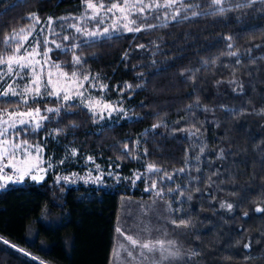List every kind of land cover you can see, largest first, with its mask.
<instances>
[{
	"label": "trees",
	"instance_id": "obj_1",
	"mask_svg": "<svg viewBox=\"0 0 264 264\" xmlns=\"http://www.w3.org/2000/svg\"><path fill=\"white\" fill-rule=\"evenodd\" d=\"M243 3L183 0L147 12L146 23L156 27L78 37L64 46L67 51L53 53L69 75H87L85 82L99 90L107 85L101 91L124 116L97 125L79 103L31 101L23 107H39L48 119L23 137L57 158L70 143L112 175L99 184L57 183L48 172L39 182L3 184L0 264H111L115 228L133 229L135 217L119 221L120 208H140V200L166 211L179 255L163 264H264V212L255 211L264 209V0L236 7ZM84 6L83 0H0V54L5 36L33 23L29 14L39 16V32L46 18H74ZM21 106L0 97V110ZM57 107L59 113L44 111ZM149 165L161 171L149 172ZM153 181L164 189L163 198L145 191Z\"/></svg>",
	"mask_w": 264,
	"mask_h": 264
},
{
	"label": "snow or ice",
	"instance_id": "obj_2",
	"mask_svg": "<svg viewBox=\"0 0 264 264\" xmlns=\"http://www.w3.org/2000/svg\"><path fill=\"white\" fill-rule=\"evenodd\" d=\"M255 0H245V3L238 4L236 7H248L251 5V3H254ZM83 3L86 5V9H91V15L83 17L85 20H95L96 21V29L89 31L87 27H81L79 24H69L68 27L73 28L76 33H79L80 35L86 37V38H92L93 40L97 37H108L109 34V28H104L101 32L99 30V26L104 23V17H106L109 13H112L113 16H116V13L119 12L120 15L116 16L114 20V25L120 24L121 21H123L122 27L127 32H141L145 31L147 29H151L153 27H156L157 25L146 23L147 16L145 13L154 11L159 8H170L173 5L180 3L183 5V0H165L163 4L159 3V0H151L150 3H146L145 0H114V2H111L108 6H106L103 3V0H101L100 3L96 4L93 3L92 0H83ZM223 3V0H212V4L214 5H220ZM188 7H191V5H188ZM226 10L231 9H223L221 8L220 11L224 12ZM177 15L179 14V10H177ZM193 15H198V13L193 12ZM187 18V17H185ZM29 19L33 22L27 29L21 28L18 31L13 30V32L10 35H7L4 37V43L8 45V47L11 49L10 54L4 56L0 55V81H4L5 77H20L21 71L23 69H29L31 79L28 81V83L24 86L23 90L21 92H18L16 90V87H14L15 79L11 83L7 84V87L3 88L2 91H0V96L7 97L9 95L11 96H22L23 102L25 104L28 103L29 97L33 100H36L38 98H43L45 95L47 96H55L57 98H61V92L63 91L62 99L67 102L68 100L72 99V95L69 94L67 90L59 89L53 81V73L51 71H48L47 73V80L43 79L45 67L49 68H55L59 72V75L64 76L65 78H69V74L66 72H63L61 69V66L59 63H56L52 61L51 56L49 55L53 49L51 47H48L49 43L54 44L57 49H60L61 51H67L68 49H65L61 44H57L56 41L50 40L49 37L45 36L43 39H40L41 33L43 32V29H41L39 32L36 31V25L41 23V20L39 16L36 13L29 14ZM60 20H68L69 17H60L58 18ZM74 19H82V18H74ZM175 19V16L173 17ZM137 20H140L141 22L138 24ZM48 25L49 33L52 36L58 35V33L55 32V30L52 28V25L55 23L53 21L52 17H48L46 21ZM118 29L113 28V31H116ZM32 38L31 40V50L29 51V48H26L25 45L29 44V38ZM69 39H74V37L70 36H63L64 41H68ZM231 39V37H229ZM44 46L43 52L40 51V46ZM79 47V44H73L72 48ZM140 47H144V45H141ZM229 48L232 47L231 44L228 45ZM21 49L24 50L23 54H21ZM232 55H235V53H232ZM125 56H127V53H125ZM39 57V59H37ZM73 62L75 64L81 63V57L77 55H73ZM6 68V71L4 70ZM37 68H39V72H37ZM77 73L73 71L71 73V78H76ZM84 81L89 80V76L85 75L83 77ZM217 83H221L218 81ZM230 84H236V81H229ZM95 85H92L94 87ZM18 87V85H17ZM79 87H83V83H79ZM127 87L131 88V85H127ZM242 85H240V88L242 89ZM43 88V91H42ZM101 90L107 88V85H100ZM236 89L234 88L233 91ZM76 96L83 97V92L77 91L75 93ZM83 103V101H81ZM86 107L89 108V110H92V105L85 104ZM106 108L111 109V111L108 112L109 117L111 116L112 111H121L123 112V109H115L112 108L110 105H106ZM208 110L207 108L205 109ZM44 111L46 112H54L59 113L60 108H46ZM95 115V112H93ZM260 114H264V109H261ZM7 117V118H5ZM27 117V119H25ZM38 118V119H37ZM103 118V116H101ZM48 117L41 115V109L39 107L37 108H29V110L25 112H0V173H4L5 168H10L14 174H17V181L19 182V179L23 177V175H29L33 180H36L39 182V180L43 179V176H40L39 178L33 174L34 171H44L46 172L47 169H40L39 168V153L42 151V149L37 145H29L28 142L22 141V142H16L19 133L16 132L15 136L13 138H9V130L10 129H16L18 126H24L29 123H34L33 131L39 130L42 127L41 121L47 120ZM160 125H153V129L159 127ZM180 131H185V129H180ZM196 131H199V129H196ZM195 133H193L194 135ZM27 145L26 148L23 146ZM30 148H35L36 156L35 159L37 161L36 164H31L28 167H23V165L28 164L29 157H31V153L28 151ZM23 149V156L22 159L19 162H16V150ZM125 151H127V145H125ZM203 147L200 149V152H203ZM146 154V153H145ZM72 155H76V151H72ZM221 156H223V150H221ZM5 157L8 159V163H4ZM199 159V157H196ZM91 159V157H89ZM64 161L61 160V163ZM49 167H51V164H49ZM99 166L97 165V168ZM149 172H160L161 169L156 168L154 165L148 166ZM179 172H183L184 169H179ZM108 175H112L111 172L108 173ZM174 175V174H173ZM173 175L165 174L166 178L168 180L173 179ZM141 175H136L135 179L139 180L141 179ZM65 181H67V177L63 178ZM101 179L100 176H96L94 178L95 181H99ZM0 180L2 181H11L12 176L4 174L0 175ZM57 183H59V178L57 179ZM134 183V181H133ZM3 184H0V187H3ZM145 191H155V194L157 197L163 198L164 196V189L162 187H158L157 183L153 181L151 183V186L149 188H146ZM171 191V190H170ZM181 195L183 193H180ZM188 199H191V196L188 197ZM222 208L227 207L228 209H231L233 207L232 204H224L222 203L220 205ZM170 208V205H169ZM256 212H264V209L257 207L255 209ZM247 216V213L244 214ZM175 223V221H172ZM180 225H183L187 227L186 221H180ZM179 226V225H178ZM141 232H151V229L145 226L143 229L140 230ZM115 232L117 233V236L122 238L114 247L113 249V260L111 264H122V261L120 260V253L123 251L126 253L127 257H130L132 259H135L134 256V250L138 249V255L142 258L141 264H143V261H150L151 264H163L164 261L169 260L170 258H176L178 257L179 253L178 250L176 252L169 251V248H173L176 246V241L174 240H160V239H147L146 237H142L140 232H137L135 237L132 234H128V230L124 227H117L115 228ZM2 239V238H0ZM126 242V243H125ZM3 243L8 244L9 242L7 240H3ZM167 245V247H166ZM14 247V246H13ZM249 245L245 244V248H248ZM193 255H196V253H193Z\"/></svg>",
	"mask_w": 264,
	"mask_h": 264
},
{
	"label": "rangeland",
	"instance_id": "obj_3",
	"mask_svg": "<svg viewBox=\"0 0 264 264\" xmlns=\"http://www.w3.org/2000/svg\"><path fill=\"white\" fill-rule=\"evenodd\" d=\"M92 2L98 4L101 1L99 0V1L95 2V0H92ZM145 2L150 3L151 0H145ZM164 2H165V0H159V3H161V4H163ZM103 3L106 6L109 5V4H106L105 2H103ZM174 6H176V4L173 5L172 7H174ZM159 9H169V8H159ZM91 12H92V10L86 9V5H85L83 8V11H80L74 17V18H82V19L77 20V19H74L73 17H69L68 20H60V19L52 18L53 21H55V23L52 25V28L55 30L56 33H58V35H55V36H52L49 33L48 25L46 23V21H47V18H46L45 23L40 28V30L43 29V32L41 33V36L39 38L43 39V37L47 36V37H49L50 40L54 39L57 44H61L63 47L66 46V44L70 41L71 42L76 41L78 37H80L81 39L86 38V37L80 35L79 33H76L75 30L73 28L68 27V25L69 24H79L81 27L86 26L89 31L96 29V21L95 20L83 19V17L90 16ZM119 15H120V13L117 12L116 16H119ZM145 15H146V13H145ZM116 16H113L112 13H109L106 17H104V23L99 26V30L102 32L104 28H109V34L108 35L115 33V32H118L120 30H124L122 27L123 21H121L120 24H118V25H114L113 22H114ZM137 23H139V20H137ZM28 27H22V28L27 29ZM113 28H116L118 30L113 31ZM19 29H21V28H19ZM19 29H16V30L18 31ZM10 34H8V35H10ZM65 35L70 36V37H74V39H69L68 41H64L63 36H65ZM97 38H99V37H97ZM31 39L32 38L30 37L29 40H31ZM86 39H92V38H86ZM30 44H31V42L29 44L25 45L26 48H29V51L31 50ZM48 47H51L53 49V51L49 55L51 56L52 61H54L53 60V53L55 54L56 51L60 50V49H57L55 47V45L51 44V43H49ZM43 50H44V46L41 45L40 51L43 52ZM10 52H11V49L8 47V45L5 44L4 51L0 55L6 56V55L10 54ZM23 52H24V50L21 49V54H23ZM37 59H39V57H37ZM0 67H4V66H0ZM4 70L6 71V68ZM48 71H51L54 74L53 75L54 84L59 89L67 90L69 92V94L72 95L73 98L68 100V101L79 103L80 105L85 107L94 116L97 125H101L104 123H110L112 121H117L118 119H120L121 117L124 116L123 112L117 110V111H112L111 116L109 117L108 112L111 111V109L106 108L105 107L106 105H110L112 108H115V109H121L122 107L119 106L115 101L107 99L104 96L103 92L101 90H99L98 87H96V86L92 87V84H90L89 82H85L84 80L79 79L77 77L73 79V78H71V75H69V78H65L64 76L59 75V72L57 71V69L49 68L47 66L45 67V72H44V77H43L45 82L47 80ZM37 72H39V68H37ZM21 76L23 77V79H21L20 77H14V78L13 77H7L8 79L1 85L0 91H2L3 88L7 87V84L11 83L13 81V79H15L14 87H16V90L18 92H21L23 90L24 86L31 79L30 70L29 69H23L21 71ZM81 82L83 83L82 88L79 87V83H81ZM17 85H18V87H17ZM42 91H43V88H42ZM77 91L83 92V97L76 96L75 93ZM63 94L64 93L62 91L61 92V98H57L55 96L45 95L43 98H38L36 100H44V99L53 98V99H56L60 102H65L62 99ZM0 97H2L3 99H6V98L7 99H16L17 101H19L22 104L21 108H18V109L12 110V111H7V110L3 109V110H0V112H17V111L18 112H25V111L29 110V108H32V107H23V106L28 105V103H30L31 101H36V100H33L32 98L29 97L28 103L25 104L23 102L22 96H11V95H9L7 97H4V96H0ZM81 101H83V103ZM89 103L92 105L91 111L89 110L88 107L85 106V104H89ZM93 112H95V115L93 114ZM101 116H103V118H101ZM5 118H7V117H5ZM25 119H27V117H25ZM33 128H34V123H29V124L24 125V126H18L16 129H10L9 130V138L10 139L13 138L15 136V133L18 132L19 136H18L16 142H22V141L26 140L29 145H33V146L38 145L42 149V151L39 153V157H40L39 168L40 169H47V171L46 172L34 171L33 174L36 175L38 178L40 176L44 177L45 174L48 172H53L56 179L59 178V180L65 181L63 178L67 177L68 179H67V181H65L66 183H75L76 181H81V182H85V183L99 184L103 181L104 175L111 172V170L104 171L100 166L97 168V165L94 166L90 162L91 159H89V157H91V154L89 152L79 150L74 145H72L70 143H66V142L63 143V148H62L61 155L59 158L55 157V155L52 153L51 150L49 151V154L46 156L44 148L40 143L34 142V141H29L25 137H23V133H25L27 130L33 131ZM49 135H51L52 137H55L56 134L54 131H52V133H49ZM55 140H56V138H55ZM58 141L59 140H56V144L59 143ZM23 147L26 148L27 145H24ZM73 150L76 151L75 156L72 155ZM28 151L32 155H31V157H29L28 164L23 165V167H28L31 164L37 163V161L35 159V156H36L35 148H30V149H28ZM22 156H23V149L16 150V162H19L22 159ZM61 160H63L64 162L61 163ZM3 162L4 163L9 162L7 157H5V160ZM49 164H51V167H49ZM6 169H9L10 171H12L10 168H6ZM96 176H100L101 179L99 181L94 182V178ZM23 179H27L30 181H36V180H33L31 178V176H29V175H23V177L21 179H19V182H21ZM2 184H5V182H2ZM140 203H141L140 208H133V207H130V206L128 207V206H124V205H123V207L125 210L120 208V212L118 215L119 221H121V219H123L122 216L128 217L127 219H129L128 214H135V217L133 218V223H131V225L133 226V229H127L128 234H132L135 237L136 233L140 232L142 237H146L147 239H151V240H155V239H160V240H164V241L174 240L173 236L171 235V233H173V231L169 227L170 225H168L165 222L166 211L164 210V208H162V206L159 204H158L159 205L158 207L155 204L156 207L153 208L152 204L149 203L147 200H145V201L140 200ZM162 205L165 206V203H162ZM145 226H147L148 228L151 229L150 233L140 231ZM117 227H121V224ZM152 227H154V229H152ZM172 228L175 229L174 227H172ZM121 239L122 238L116 236L115 245ZM166 247H167V245H166ZM169 251L175 252L173 250V248H169ZM138 252H139L138 249L134 250V256L136 258L132 259L130 257H127L126 253L121 251L120 260L122 261V264H141L142 258L138 255ZM143 264H151V262L150 261H143Z\"/></svg>",
	"mask_w": 264,
	"mask_h": 264
},
{
	"label": "built area",
	"instance_id": "obj_4",
	"mask_svg": "<svg viewBox=\"0 0 264 264\" xmlns=\"http://www.w3.org/2000/svg\"><path fill=\"white\" fill-rule=\"evenodd\" d=\"M4 174L12 176V180L11 181H2V180H0V183H2V182H5V183H18V182H16L17 179H18L17 174H14L12 171L7 170L6 168L4 169V173H0V175H4Z\"/></svg>",
	"mask_w": 264,
	"mask_h": 264
},
{
	"label": "water",
	"instance_id": "obj_5",
	"mask_svg": "<svg viewBox=\"0 0 264 264\" xmlns=\"http://www.w3.org/2000/svg\"><path fill=\"white\" fill-rule=\"evenodd\" d=\"M1 188V187H0Z\"/></svg>",
	"mask_w": 264,
	"mask_h": 264
}]
</instances>
